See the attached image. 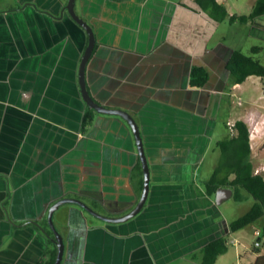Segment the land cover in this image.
<instances>
[{
    "label": "crops",
    "instance_id": "obj_1",
    "mask_svg": "<svg viewBox=\"0 0 264 264\" xmlns=\"http://www.w3.org/2000/svg\"><path fill=\"white\" fill-rule=\"evenodd\" d=\"M67 2L0 0V264L56 256L47 215L59 200L117 219L141 197L143 170L128 123L94 111L81 131L87 106L78 71L88 36ZM74 10L95 39L86 90L95 103L134 119L149 190L136 216L121 223L60 205L52 217L63 241L60 264H201V249L219 238L228 249L214 264H226L229 244L239 246L229 238L240 230L229 232L234 219L223 208L231 197L216 205L202 187L220 124L245 122L254 172L264 167V154L253 151L264 144L263 111L254 100L233 117L227 106L241 86L231 85L226 70L232 51L245 48L231 30L240 23L214 21L194 0H75ZM193 66L208 72L202 88L188 86ZM254 242L246 264L257 257Z\"/></svg>",
    "mask_w": 264,
    "mask_h": 264
},
{
    "label": "trees",
    "instance_id": "obj_2",
    "mask_svg": "<svg viewBox=\"0 0 264 264\" xmlns=\"http://www.w3.org/2000/svg\"><path fill=\"white\" fill-rule=\"evenodd\" d=\"M196 5L211 19L217 22H226L232 25L252 24L256 18L264 16V0H255L248 15H229L227 9L216 0H194ZM262 47L251 46L246 52L233 50L227 63L226 70L230 76L231 85H240L248 77L264 78V65L259 61L258 55ZM208 81V72L203 67L193 66L190 69L188 86L199 89ZM94 110L86 109L84 112L81 131L85 133L91 125ZM228 134L215 143L219 158L209 178L202 182L203 190L208 197L214 198L218 189L231 191V200L243 203L252 200L251 206L241 216L228 224L230 233L247 229L252 226L258 229L259 235L253 245V252L257 257L253 264H264V177L255 174L250 161V133L247 124L241 120L233 123L232 127L226 126ZM257 244V245H256ZM228 249L226 238H219L206 244L201 249V264H214L216 259L225 254ZM55 251L48 258H42L38 264H54Z\"/></svg>",
    "mask_w": 264,
    "mask_h": 264
},
{
    "label": "rangeland",
    "instance_id": "obj_3",
    "mask_svg": "<svg viewBox=\"0 0 264 264\" xmlns=\"http://www.w3.org/2000/svg\"><path fill=\"white\" fill-rule=\"evenodd\" d=\"M221 1L226 2V7L227 9L230 10V12L238 13V15H248V13L251 10V5L253 0H221ZM256 24L257 25L255 26H252L251 24H247V25L237 24L231 30L232 32H236V30L238 29L237 30L238 34L236 36L241 39V44L245 45V48H241L243 49L242 50L243 52H246L247 49H249L251 46H259L263 48V51L258 55V59L262 63V65H264V19L262 20L260 19L259 21H257ZM225 25L229 26V24H225ZM227 38L230 39V35H228V33H227ZM263 92H264V78L263 79H259L256 77L247 78L244 81V83L241 84L238 90L232 91V94H234L233 96L234 98L232 100H234V102L228 103L229 105H227L233 111L232 116L233 117L235 115L243 116L244 112L250 107L249 101L253 103L254 100L256 101L255 102L257 105L256 108L257 109L260 108L264 113ZM219 132H220V136L221 135L222 136L219 137L218 139L213 138L212 149H214V151L212 152L210 151V154L207 157V161L205 162V166L203 167V176H205V178H202L203 180H207L209 178L213 170L212 168L213 166L216 165V161L218 160L219 157V152L215 148L216 140H221L228 134V129L224 126L223 123L220 124ZM253 151L256 154L260 153L259 155H263L264 144L261 145L260 147L258 146L256 147L254 145ZM257 165L259 167L262 166L260 161L257 163ZM261 170L260 172L262 173ZM262 176H264V173H262ZM251 203H252L251 199L243 203H235L234 201L231 200L227 201L223 206V208H225L227 212L226 213L227 219H236L237 217L243 215L251 206ZM95 219L99 220L97 218ZM254 229L255 227H250L247 229L240 230L239 233L236 235V237L229 238L230 241H233V239L236 238L239 242V246H233L232 243L229 244L228 255L224 257L225 259H227V261L225 259H222L226 262V264L237 263L239 253L241 254L242 257V261H240V264H246V261H249V258L252 255L250 253V248L252 247V244L255 240ZM245 251H248V253L244 254ZM237 264H239V262Z\"/></svg>",
    "mask_w": 264,
    "mask_h": 264
},
{
    "label": "water",
    "instance_id": "obj_4",
    "mask_svg": "<svg viewBox=\"0 0 264 264\" xmlns=\"http://www.w3.org/2000/svg\"><path fill=\"white\" fill-rule=\"evenodd\" d=\"M74 2H75V0H68L67 4L65 6V10L67 11L70 18L76 24H78L81 28H83L85 30V32L87 33V36H88V44H87V47H86V49L82 55L80 66H79V71H78V81H79L81 96L83 98L85 105L87 107L91 108L92 110L96 111L97 113L118 115V116L122 117L128 123V125L130 126V128L132 130V133H133V136H134V139L136 142L138 158H139V161L141 162V165H142L143 189H142L141 197H140L139 202L136 205V207L131 212H129L128 214H126L120 218H117V219H111V218L101 216L97 212H95L91 208H89L86 204H84L83 202L76 200V199H62V200H59L58 202H56L50 208L48 215H47V223H48V226L51 230L52 235L54 236L53 241H54V243L56 245V249H57L54 264H60L61 260H62V255H63L62 237L60 236V234L58 233V231L54 227L53 220H52V217H53L55 210L60 205H63L65 203L75 204V205L79 206L80 208H82L83 210H85L91 216L98 218L101 221L111 222V223H121V222H125V221L133 218L134 216H136V214L139 212V210L144 205V202L146 200L148 190H149V170H148L147 159H146V156L144 153L142 138L140 136L139 129H138L134 119L129 114H127L126 112H123L120 110L107 109V108H104L103 106L95 103L86 90L85 81H84L85 66H86V63H87L91 53H92L94 43H95V39H94V35H93L92 29L90 28V26L76 15L75 10H74ZM231 195H232V193L228 189H222V188L218 189L214 195V202L216 205H219L222 203L223 200L230 198Z\"/></svg>",
    "mask_w": 264,
    "mask_h": 264
},
{
    "label": "built area",
    "instance_id": "obj_5",
    "mask_svg": "<svg viewBox=\"0 0 264 264\" xmlns=\"http://www.w3.org/2000/svg\"><path fill=\"white\" fill-rule=\"evenodd\" d=\"M232 125L233 124H230V123L227 124L228 127H232ZM261 171L264 172V169L262 168ZM259 173L261 174L260 170H255V174H259ZM258 235H259V231H255V236L257 237Z\"/></svg>",
    "mask_w": 264,
    "mask_h": 264
},
{
    "label": "flooded vegetation",
    "instance_id": "obj_6",
    "mask_svg": "<svg viewBox=\"0 0 264 264\" xmlns=\"http://www.w3.org/2000/svg\"><path fill=\"white\" fill-rule=\"evenodd\" d=\"M98 219V218H97Z\"/></svg>",
    "mask_w": 264,
    "mask_h": 264
}]
</instances>
